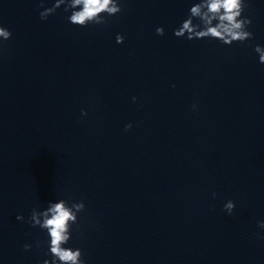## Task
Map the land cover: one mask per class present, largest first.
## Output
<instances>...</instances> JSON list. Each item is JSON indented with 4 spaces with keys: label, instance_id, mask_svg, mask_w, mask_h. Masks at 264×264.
<instances>
[{
    "label": "clouds",
    "instance_id": "obj_1",
    "mask_svg": "<svg viewBox=\"0 0 264 264\" xmlns=\"http://www.w3.org/2000/svg\"><path fill=\"white\" fill-rule=\"evenodd\" d=\"M61 6L65 12H71L67 17L69 23L80 28H86L90 24H107V17L116 16L123 11L122 0H54L51 7H45V0H40V19L47 20ZM248 7L247 0H193L187 18L173 30V34L189 41L214 39L226 46L233 43L243 44L254 38L253 32L249 30L252 19L244 15ZM156 34L163 36L164 28L157 27ZM11 37L12 32L0 25V45ZM124 39L122 34H117L116 43L122 44ZM254 51L259 56V63L264 64V46L256 45ZM135 99L133 97V100ZM81 114L86 116L87 112L82 110ZM131 128V124L125 125V131ZM213 195L215 196V193ZM84 209L83 201L69 203V200L63 198L49 201L42 210L32 209L27 222L47 234L45 241L37 242V247L46 245L47 251L44 254L51 256V259L44 260L43 264H85L80 248L65 247L72 238V226L78 224V214ZM234 209L233 201L229 200L224 204V210L229 215ZM17 219L24 220V217L20 215ZM258 227L264 229V221H259ZM31 247V244H25L24 250L28 251Z\"/></svg>",
    "mask_w": 264,
    "mask_h": 264
}]
</instances>
